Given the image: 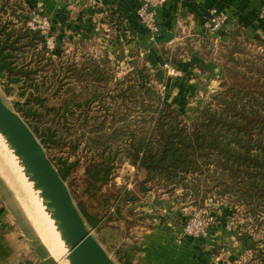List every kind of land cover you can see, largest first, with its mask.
Here are the masks:
<instances>
[{"label": "rangeland", "instance_id": "1", "mask_svg": "<svg viewBox=\"0 0 264 264\" xmlns=\"http://www.w3.org/2000/svg\"><path fill=\"white\" fill-rule=\"evenodd\" d=\"M22 1L25 5V16L28 17L26 25L29 22H34V25L42 27V31L38 30L45 35L46 39L45 47L47 53L45 56L49 54L51 61L48 60L39 67L40 74L52 76L53 73H58L59 76L71 77V79H67L66 83H57L54 86V89L58 88L60 92L67 89L62 98L55 97L50 93L44 94V91L41 93L43 97H47V105L49 107L58 104L63 98L70 97L71 90L77 92L81 86L84 87V84L80 83L79 78L72 73L70 68L66 69L67 66L72 64L71 67H76L77 69L83 66L87 67L93 63L94 59L104 68L101 73L105 74L106 72L107 74V78L101 77L104 82L100 83L101 85H97V89L93 84L86 86L89 91L95 90L96 93H100L98 97L92 100L90 108L86 109L89 111H85V114H79L81 107H78L74 114H67L65 121L55 116L53 122L56 119L59 121L56 123L55 134L63 136L65 142L59 145L52 143L43 144L41 139H38L43 145L47 156L66 182L79 211L81 212L80 209L85 208L91 214H96L98 218H103L107 214V220L101 227L94 228L87 225L93 236L101 243L107 253L111 257L113 256L112 258L117 264H142L143 260L145 261L146 259V254L151 255L152 261L157 262V260H161L164 247L172 254L173 244L177 243L179 245L183 238H204L213 223L210 224L206 234L199 237L191 236L184 232L187 220L200 210H206L213 215V212L217 209L229 208V212L234 214L233 217L243 219L242 226L245 229L252 230L253 233L256 232L264 237V227L260 225L263 215L260 213L253 214L248 209L232 205L228 199L219 197L218 199L214 197L213 194L215 193L210 190H206L207 192L203 193V199L196 200L191 195L188 196L189 193L184 195L180 187L172 189L167 188L162 183L145 182V171L137 168L129 161H119V153H114L115 150L113 148L110 151L103 152L104 156L110 155V157L105 159L108 165L104 173V179L101 182H96V188L91 187L92 180L88 179L85 174L88 162L95 158L100 159L101 150L107 149L103 146V139H89L91 137L89 133L92 128L99 126L101 121H103L105 126H108L111 121H120L123 119L121 117H129L137 111L138 107L133 109V103L130 101L128 103L126 101L122 102L120 99L117 100L112 97L116 79L125 76L132 69L131 61L133 59L136 60L138 66H146L144 77H141L138 83L141 85L147 83L160 98L165 97L164 101L167 104H172L168 100L172 95V92L169 91L170 89L174 91L176 85L180 84L179 79L184 76L182 75L184 70L179 67L178 60L188 55L191 50L201 53V56L207 59H213L214 63L223 67L221 82L216 90L219 91L221 85L224 87L233 83L246 84L249 82L246 75L256 78L257 74H260L264 77L263 43H259L258 39H248L239 32L234 34L235 36H233L232 40L230 38L229 41H226L224 34L228 32L229 22L216 35L207 33L204 27L205 13L202 34L199 36L183 33L179 36L177 35L176 40L162 47L163 50H161L166 54L167 58L158 65L155 61L146 62L139 54L138 44L130 46L125 42L129 39L124 37L122 33L125 30V17L119 13L112 15L106 12V15L114 17L112 23L113 26L115 25L114 30L110 29L111 27L108 26V23L102 19L96 21L98 23L97 27L89 24L88 29H90V32L88 36L78 41L73 39V37L70 39L64 38L60 19L54 13L48 12L47 7L40 0ZM55 1L57 5H62L66 2L65 0ZM142 2L143 0H137L135 3L134 15L138 23L146 30L148 41L156 44L160 32L157 10L163 7L168 0L155 10L154 16L158 28L157 31H153L141 21L138 12L140 6L143 5ZM92 4L95 8L101 5L98 1H94ZM65 5V8L69 10L67 8L69 7L68 4L66 3ZM69 15H71V12H69ZM72 15H76V13ZM54 17L56 20H54ZM87 19L91 20V16ZM111 41H115L113 45H110ZM135 52L137 53V58L133 56ZM25 54L26 56L23 58L29 59L27 55L30 52L27 51ZM60 66L63 69H60ZM172 70L179 73L175 74ZM262 77H260L262 81H259L264 83ZM43 83L44 81H40V89L49 90ZM95 84H98V82ZM19 86V84L12 83L6 88L5 78H0V96L8 106L15 110L16 104L24 103L27 96V93L19 95ZM30 90L28 88L27 92ZM214 92L204 94L201 103L209 100L210 95ZM37 95L39 93L35 92V96ZM135 95L137 100L143 96L141 91L136 92ZM176 95L178 99L174 105L176 106L177 103L180 105L179 107L176 106L179 113L184 120L189 121L191 116L195 114L194 109L201 104L195 103L199 97L197 95L195 97L193 94H182L181 97L178 94ZM87 96H89L87 93L82 92L76 100L79 101L80 99L83 101ZM100 99L102 100L101 102ZM126 99L129 100L128 97ZM38 106V103L34 105L35 108ZM41 112L36 117H32L37 118L42 126H45L51 121L52 112L45 111L43 113L42 109ZM20 115L22 116L21 113ZM91 126L93 127L91 128ZM6 157L0 147V165L2 162L7 170L5 171L0 167L1 206L4 205L10 214L17 216L18 223L25 231L29 227L27 229L28 232L36 236L38 242L43 244L57 260L67 264L63 259L64 249L52 238L43 220L41 221L42 218L39 214L37 215L33 203L25 195L29 193L27 189H24V183L20 180L17 172H15L14 165L10 164ZM7 175L10 176V180ZM19 180L22 183L21 187H19L21 190L15 187V185L18 186ZM124 192L129 194L125 196ZM100 228L103 229L102 232L99 230Z\"/></svg>", "mask_w": 264, "mask_h": 264}, {"label": "trees", "instance_id": "2", "mask_svg": "<svg viewBox=\"0 0 264 264\" xmlns=\"http://www.w3.org/2000/svg\"><path fill=\"white\" fill-rule=\"evenodd\" d=\"M26 17L22 0H0V78H5L6 88L16 83L20 85L19 95L27 93L25 102L16 104V110L41 142L59 145L65 142V138L55 134L56 123L59 122L58 119L53 122L55 116L65 121L67 114H74L78 107H81L79 114L89 111L86 109L90 108V103L100 93L89 91L86 86L93 84L97 89L96 86L104 82L101 77L107 78V74L101 73L104 68L94 59L87 67L77 69L71 67L72 64L67 66L66 69L70 68L84 87L81 86L77 92L71 90L70 97L49 107L47 97L41 93L44 91V94L62 98L67 89L60 92L54 86L66 83L71 77L59 76L58 73L52 76L40 74L39 67L51 61L49 54L45 56L46 39L38 29L26 25ZM27 51L30 52L27 55L29 59L23 58ZM136 54L133 56L136 57ZM131 64L132 69L116 79L112 97L122 102L130 101L133 109L138 108L135 114L121 117L123 119L117 122L111 121L108 126L103 121L99 126H91L89 139H103V146L107 148L101 150L100 159H92L85 168L87 178L92 180L91 187L104 179L108 165L105 159L110 155L104 156L103 152L113 148L114 153H119V161H129L145 171V182L162 183L172 189L180 187L184 195L189 193L188 196L196 200L203 199V193L210 190L215 193L214 197L228 199L232 205L263 215L260 225L264 227L262 76L257 74L253 78L246 75L249 81L246 84L221 85V89L197 106L195 114L186 121L176 106L164 101L165 97L161 99L147 83H138L144 77L146 66H138L135 59ZM60 69L63 68L60 66ZM40 81H44L43 84L49 90L40 89ZM28 88L31 90L27 92ZM138 91L143 95L139 100L135 95ZM35 92L39 95L35 96ZM82 92L89 96L83 101L76 100ZM36 103L39 106L35 108ZM41 109L43 113L52 112L51 121L45 126L32 117L42 113ZM128 194L124 192L125 196ZM80 210L87 224L94 228L104 225L108 217L106 214L98 218L85 208ZM243 242L247 248L255 249L256 242L252 234L244 236Z\"/></svg>", "mask_w": 264, "mask_h": 264}, {"label": "crops", "instance_id": "3", "mask_svg": "<svg viewBox=\"0 0 264 264\" xmlns=\"http://www.w3.org/2000/svg\"><path fill=\"white\" fill-rule=\"evenodd\" d=\"M40 1L47 7L48 12L54 13L60 19L64 38L73 37L78 41L88 36L89 24L97 27L96 21L102 19L114 30V17L106 15L107 13L123 15L126 24L122 33L124 37L129 38L125 42L130 46L138 44L139 54L147 63L155 61L159 65L166 60L167 56L162 47L176 40L177 35H201L204 16L210 8H216L228 15V32L224 34L226 41L239 32L248 39H258V42L264 45V20L260 17L264 11V0H168L157 10L160 32L156 44L148 41L146 30L134 15L137 0H65L62 5H57L55 0ZM94 1L101 3L100 7L95 8L92 4ZM66 3L69 10L65 8ZM73 13L76 15H72ZM89 16L91 20L87 19ZM114 42L111 41L110 45ZM178 64L184 70V76L179 79L180 84L176 85L174 91H169L172 92L170 98L168 97L171 105L175 106L177 102L176 94L179 97L182 94H193L195 97L197 95L199 99L195 103H201L204 94L219 88L223 69L221 65L214 63L213 59H207L201 56V53L191 50L188 55L178 60ZM176 106L180 105L177 103ZM0 167L7 171L2 162ZM7 177L11 179L10 176ZM21 184L19 180L18 186L15 187L19 188ZM25 195L33 203L38 215V208L30 195ZM229 210L224 208L213 212V225L204 238H183L179 245L173 244L172 254L164 247L161 260L152 261L151 255L146 254L142 264H264V237L245 229L242 226L243 219L233 217L234 214ZM39 215L42 218L40 213ZM42 220L55 240L46 222L43 218ZM27 229L29 227L26 231L22 228L15 214H10L5 206L0 204V264H64ZM99 230L103 231L101 228ZM250 234L256 242L255 249L247 248L243 242V237Z\"/></svg>", "mask_w": 264, "mask_h": 264}, {"label": "water", "instance_id": "4", "mask_svg": "<svg viewBox=\"0 0 264 264\" xmlns=\"http://www.w3.org/2000/svg\"><path fill=\"white\" fill-rule=\"evenodd\" d=\"M0 134L39 191L67 253V264H117L93 236L71 192L31 127L0 96Z\"/></svg>", "mask_w": 264, "mask_h": 264}, {"label": "built area", "instance_id": "5", "mask_svg": "<svg viewBox=\"0 0 264 264\" xmlns=\"http://www.w3.org/2000/svg\"><path fill=\"white\" fill-rule=\"evenodd\" d=\"M166 1L167 0H143V5L139 8L138 13L141 21L153 31L158 30L154 16L155 10ZM260 17L264 20V11L260 14ZM228 22L229 18L226 13L211 8L206 12L204 27L207 33L216 35L220 30L226 27ZM27 25L32 29H40L42 31V27L34 25V22H29ZM172 71L175 74L179 73L174 70ZM213 220L214 217L211 213L206 210H200L187 220L184 226V232L197 237L204 235L210 224L213 223Z\"/></svg>", "mask_w": 264, "mask_h": 264}, {"label": "bare ground", "instance_id": "6", "mask_svg": "<svg viewBox=\"0 0 264 264\" xmlns=\"http://www.w3.org/2000/svg\"><path fill=\"white\" fill-rule=\"evenodd\" d=\"M0 147L2 148L4 154H6V156H7L6 158L8 159L9 163L10 164L12 163V165H14L15 172H17L20 180H22V182L24 183V186H25L24 189L25 190L27 189L30 197L32 198V200L34 202V204L38 208V212L41 214L42 218L46 222V224L49 227L50 231L52 232L56 242H58L59 245L64 249L65 253L63 254V256H65L67 253V248L65 247L63 240L60 238L59 231L56 229V226L54 224V220L50 217V213L45 210V205H43L42 199L39 196V191L35 190L33 188L32 182L27 179V177L23 173L22 165L19 164L17 157L13 154V151L7 146V144L5 143V140L1 136V134H0ZM12 165H11V167H12ZM12 169H13V167H12Z\"/></svg>", "mask_w": 264, "mask_h": 264}]
</instances>
